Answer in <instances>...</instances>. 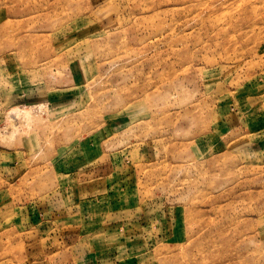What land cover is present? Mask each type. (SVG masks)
<instances>
[{"label":"rangeland","instance_id":"374dc122","mask_svg":"<svg viewBox=\"0 0 264 264\" xmlns=\"http://www.w3.org/2000/svg\"><path fill=\"white\" fill-rule=\"evenodd\" d=\"M0 264H264V0H0Z\"/></svg>","mask_w":264,"mask_h":264}]
</instances>
